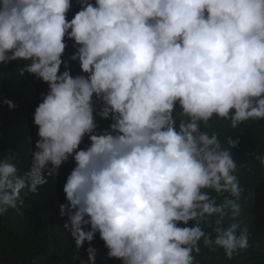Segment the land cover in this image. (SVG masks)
Wrapping results in <instances>:
<instances>
[{
    "label": "clouds",
    "instance_id": "clouds-1",
    "mask_svg": "<svg viewBox=\"0 0 264 264\" xmlns=\"http://www.w3.org/2000/svg\"><path fill=\"white\" fill-rule=\"evenodd\" d=\"M77 3L68 20L72 0H0V62H29L22 71L49 89L34 113L30 170L0 161V215L72 157L60 215L78 250L99 232L122 264H197L201 241L231 260L249 247L246 229L224 223L228 209L233 221L240 212L238 141L225 148L201 125L264 119V0ZM65 37L87 76L70 74ZM94 112L109 128L97 131ZM209 217L214 237L201 227ZM95 251L80 264H95Z\"/></svg>",
    "mask_w": 264,
    "mask_h": 264
},
{
    "label": "trees",
    "instance_id": "trees-1",
    "mask_svg": "<svg viewBox=\"0 0 264 264\" xmlns=\"http://www.w3.org/2000/svg\"><path fill=\"white\" fill-rule=\"evenodd\" d=\"M94 4L95 0H91ZM80 10L77 0H72V8L67 13L71 20ZM67 47L62 55L68 60L71 75H85L78 61L69 58L76 51L74 41L65 37ZM26 61L13 60L0 62V161L11 159L17 166V174L23 175L31 168L32 152L39 139L38 126L34 124L36 107L42 102V94L48 92L47 82L36 78L34 74L22 71ZM65 70L62 63L60 72ZM11 100L16 107L9 109L4 100ZM95 99V96H94ZM102 102L96 101L99 110ZM179 109H177V113ZM98 128L102 131L109 128L110 119H102L94 112ZM209 128L201 125L202 131L217 133L223 147L227 148L228 138L238 141L232 149L237 160V176L243 189L237 203L240 205L239 215L235 221L229 215L225 217V225L238 222L240 230L246 229L249 247L228 260L223 249H212L200 244L199 254H195L197 264H264V166L260 158H264V119L243 122L233 129L230 121L213 118ZM86 135L79 148L86 149L90 145ZM75 167L72 157L62 163L58 174L47 176V182L38 186L35 194L24 198V205L19 211L9 210L0 215V264H80L88 261L87 249L91 245L95 251V264H122L119 258L108 257V249L100 238L99 232L93 241L85 242L80 250L75 247L73 238L64 228L67 216L60 215V205L66 203L63 191L67 176ZM217 203H224L228 194L218 196ZM215 217H209L201 227L206 233L215 236L213 228ZM189 221V226L193 225Z\"/></svg>",
    "mask_w": 264,
    "mask_h": 264
}]
</instances>
